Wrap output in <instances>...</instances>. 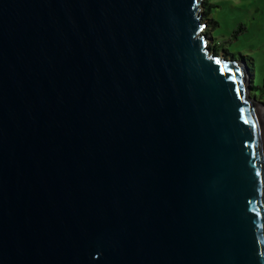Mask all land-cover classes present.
Here are the masks:
<instances>
[{"label":"water","instance_id":"95a60500","mask_svg":"<svg viewBox=\"0 0 264 264\" xmlns=\"http://www.w3.org/2000/svg\"><path fill=\"white\" fill-rule=\"evenodd\" d=\"M201 2L0 0V264H264V109Z\"/></svg>","mask_w":264,"mask_h":264},{"label":"rangeland","instance_id":"374dc122","mask_svg":"<svg viewBox=\"0 0 264 264\" xmlns=\"http://www.w3.org/2000/svg\"><path fill=\"white\" fill-rule=\"evenodd\" d=\"M207 45L234 59H245L264 109V0H207ZM204 5L200 11L203 14ZM250 86V84H249ZM254 97V96H253Z\"/></svg>","mask_w":264,"mask_h":264},{"label":"trees","instance_id":"16d2710c","mask_svg":"<svg viewBox=\"0 0 264 264\" xmlns=\"http://www.w3.org/2000/svg\"><path fill=\"white\" fill-rule=\"evenodd\" d=\"M201 3H203V5H204V10H203V14H204V15H202V21L206 22V27H208V20H207V18H206V11L209 10V5H208L207 0H202ZM206 31H207V28H206V30H204V33H205V34H207ZM209 47H210V49H211L215 54H218V53H219L215 48H213V45H212V44H210ZM223 55H224L225 57L231 58V57H229V56H228L227 54H225V53H224ZM242 60H245V59H242ZM245 61H246V60H245ZM249 70H250V67H249ZM250 87H251L252 90H254L255 88H263V86H261V87L254 86L253 83H252V80H251V82H250ZM250 95H251V96H254V97L258 100V102H262L258 97L255 96V93H253V91L250 93Z\"/></svg>","mask_w":264,"mask_h":264},{"label":"snow or ice","instance_id":"6c2138e0","mask_svg":"<svg viewBox=\"0 0 264 264\" xmlns=\"http://www.w3.org/2000/svg\"><path fill=\"white\" fill-rule=\"evenodd\" d=\"M217 63L219 64V63H220V61H217ZM237 71H239V70H237ZM233 79H235V77H233Z\"/></svg>","mask_w":264,"mask_h":264}]
</instances>
